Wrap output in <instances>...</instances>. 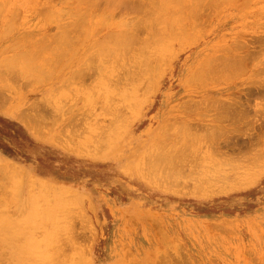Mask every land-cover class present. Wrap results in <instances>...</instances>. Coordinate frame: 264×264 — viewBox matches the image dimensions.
Segmentation results:
<instances>
[{
  "label": "rangeland",
  "instance_id": "obj_1",
  "mask_svg": "<svg viewBox=\"0 0 264 264\" xmlns=\"http://www.w3.org/2000/svg\"><path fill=\"white\" fill-rule=\"evenodd\" d=\"M77 1L0 0V89L5 83L10 88L6 85L4 88L7 87L9 91L3 88V94H0V221L4 218L9 223L3 225L4 221L0 222V226H4L0 230L5 233L4 229H7L9 234L6 231L3 236L10 235L12 239L9 241L12 240L17 246L18 241L22 242L20 244L24 248L21 251H26H22L24 256H19L17 250H14L15 245L11 244L13 246L9 253L12 259L7 254V249L1 251L5 262L2 259L0 264H38L36 259L41 264H51L53 258L50 261L48 258L52 256H56L52 264H65L66 259L65 262L57 259L60 250L71 261L68 264L77 263L81 252L84 255L81 259L85 260H80L78 264H264V0H220L217 5L212 0L210 2H213V7L204 0L208 4L205 9L202 0L203 4L199 3L200 5H197L199 0H180V7L177 0H173L177 5L176 7L174 3V11L170 6L173 2L165 0L164 9L167 11L164 13L160 3L162 0H158L161 12L165 14L160 19L149 8L157 2L152 4L150 0H143L144 4L147 3L143 4L144 7L152 10L147 17L148 13L145 14V11H149L148 9L144 8L143 12L139 11L143 8H136L137 3L141 6L140 0L137 3L135 0L130 1L136 3L132 4L133 7L139 9L140 14L144 13L145 18L137 14L134 8L130 9L132 5H129L128 0H124L126 4L128 2L125 6L124 1H118L123 3L118 6L119 10L116 8L118 2L115 1V5L111 3L116 10L121 12L120 7L123 6L128 12H119L118 15V11L116 13L114 10L115 13L111 12L113 18L106 14L112 25H109L111 23L107 20L108 17L103 14L107 12L103 7L111 5L110 2L106 5L107 0H94L96 7L100 9L96 8L91 14H96L99 19H91L92 15L88 13L90 17H87L85 10L87 8L92 11L91 6L88 8L89 5L85 6L87 3L82 5L83 2H80L77 6L81 4L82 8H77ZM192 3L197 4L191 7ZM83 6V16L87 17L89 26L95 23L90 31L89 28L85 29L89 27L86 20L83 22L86 25L84 28L83 23L73 21L74 18L77 19V14L84 12H77L75 15L79 11L75 8L83 10ZM158 8L157 6L156 10ZM193 12L195 15L196 12L199 13V16H193ZM70 14L75 15L72 20ZM138 15L139 21H143L141 18L144 17L145 20H150V25L151 22L158 24H155L157 27L152 31H148L150 26L145 25L146 20L145 23L142 22L144 30L140 29V32L137 29L139 34L135 31L137 40L141 41L139 45L143 46L142 52L146 55L141 53L145 57L140 53L139 58L134 55L141 46L130 44L133 41L139 42L129 41L133 36L126 39V44L129 41L131 46L134 45L133 49L127 47L131 52H125L124 47V52L115 57L118 51L113 54L116 49L114 45L122 44L125 38L122 34L128 28L130 35L135 30L132 28L134 30L131 31V27L124 25L125 31L122 32L124 29H120V21L128 20V25L134 24ZM164 16L167 20L163 24ZM161 19L164 21L161 22ZM71 21L74 23L73 27L70 26ZM126 21H122V24ZM160 23L162 25L159 26ZM61 24L66 26L67 33L63 31L65 27ZM159 27L161 28L158 30ZM70 29L74 30V35L77 32L82 35L77 38L71 34L73 32L69 33ZM97 31L101 32L97 35ZM62 32L66 36V40L61 39L66 42L63 41L67 46L64 51H69L56 53L54 51H58L59 41L55 40L57 43H53L52 40L59 34L62 36ZM82 32L89 33L86 37ZM117 32H122L121 37L119 34L118 37H124L120 39L121 43L120 40L118 43ZM152 33L156 34L155 37H152ZM107 38L111 40L109 42L113 44V48L108 45ZM71 39L76 42H71ZM105 39L107 46L104 48L103 44L102 49L109 48L107 60L106 55H101L105 50L102 51L97 44ZM44 43L46 44L43 45ZM94 44L100 47V53L96 51L98 55L93 52ZM36 46L41 48L38 50L41 54L42 49L49 48L50 51H45L42 56L44 59L37 56L40 52L35 54L33 50L37 57L33 55L35 59L46 58L49 68L47 65L44 67L45 61L41 63L38 60L35 63L30 60L33 56L28 54ZM43 46H47V49ZM150 51L154 53L150 54ZM100 55L105 59L104 64ZM89 59L95 61L93 63L97 62L98 67L94 65L93 68ZM97 59L106 65L102 66L104 70L101 74L100 69L96 70L100 66ZM29 63V69L26 70ZM40 63L44 68L39 67ZM42 69H45L44 72ZM82 78L86 79L83 80L84 83H81ZM16 85L19 86V91ZM21 86L26 88L25 91H20ZM52 96L57 97L52 100L53 103L56 101L55 105L51 103L53 107L45 103V99L49 102ZM105 99L109 104H104ZM29 105L33 108L36 106L39 111H35V108L31 111ZM222 105L225 108L227 106V112L229 108L232 109L233 113L228 112L232 115H228V118L226 113L219 122H210L209 116L215 113V109H212L214 106L219 107L216 114L226 112L224 110L219 113V109H223L220 108ZM23 109L28 117L30 113L38 116L37 120L23 115L27 119L26 123L23 116L19 118ZM29 119L33 120L32 125ZM195 124L202 128L198 129V133L212 130L220 139L223 135L222 141L217 143V137L214 139H217L216 142L210 139L211 142L209 140L208 143L206 140L214 136L210 134L207 139V136L200 134L195 138V130L199 127L194 126ZM96 131L99 132V137L107 131L111 137L106 133L107 139H111L112 148L110 146L102 150L101 146H105L100 145L102 138L96 139ZM185 131L188 132V138L192 137V141L184 138L187 137ZM82 132L88 133L89 138L87 135L82 136ZM182 134L186 142L181 138ZM78 137L80 138L77 139ZM193 138L197 139V144ZM201 138L206 141L203 140L204 148L201 147ZM104 141L103 139V143ZM212 141L217 143L216 146L219 145L216 150L221 148L222 154L214 150L215 146L210 144ZM107 142L109 146L110 143ZM189 143L193 146L189 147ZM81 144H85L82 146H85L86 151L80 149ZM208 144L212 145L213 150L209 147L212 155L221 156L218 159L214 156L215 160L212 158L214 164L216 160L223 159L221 164L225 166L220 168L224 167L228 173L227 177L223 176L225 173L221 169L222 173H212L216 171L215 165H221L217 162L214 169L208 171L220 176V180L231 176L230 180L233 181L227 179L229 186L226 185L227 180L221 184L222 181L213 175L212 178L219 180L220 186H223L220 188L217 183L205 185L213 181L210 178L211 182L206 183L205 178L209 172H205L204 164L208 169L210 163L206 158L209 155L205 157L201 153L207 150L205 153L210 154ZM181 145H187L186 149L192 150H197L198 146L203 148L200 153L193 151L196 154L191 150L189 153V149L184 150L186 156L190 155L187 156L189 161L193 155V158L199 159L198 162L202 163L203 160L202 166L197 161H191L192 167L187 160L181 159L182 154L179 157L178 152L185 149L183 147L178 151ZM168 148L178 152L170 154ZM163 152L171 157L177 154L178 157H174L180 158L179 162L184 161V165L188 162L185 167L194 169V172H189L192 176L185 175L183 165L179 167V171L183 179L187 180L176 184V172L173 174L171 167L169 170L176 179L174 181L172 177L171 185L172 181L166 176V170V178L164 174L160 175L159 167L156 166L159 171H154L156 156L164 157L167 162ZM173 159L172 157L168 161L176 165L178 160L175 162L176 159ZM161 162L163 161L156 162L155 165L163 164ZM165 162L164 169L167 164L175 170L178 168L171 162L165 165ZM196 163L206 173L202 174L204 179L199 173V166H194ZM181 170L184 172L181 173ZM195 171L200 176L193 177ZM179 178L178 180L182 179V176ZM192 179L196 182L200 179L203 185L201 182L200 185L198 182L195 185ZM20 223H24L23 226L20 225L21 228L18 227ZM7 225L9 227L6 228ZM11 233L17 237L20 235L21 239L24 237L21 234H26L24 238L27 241L17 240ZM56 251L60 253L55 254ZM22 252L19 253L23 255ZM30 253L34 255L33 260L36 258L35 262L30 263ZM62 253L58 258L63 257Z\"/></svg>",
  "mask_w": 264,
  "mask_h": 264
},
{
  "label": "bare ground",
  "instance_id": "obj_2",
  "mask_svg": "<svg viewBox=\"0 0 264 264\" xmlns=\"http://www.w3.org/2000/svg\"><path fill=\"white\" fill-rule=\"evenodd\" d=\"M74 1H77V0H74ZM90 1H91V0H88V2H87V0H86V1H85V0H78V1L76 2V3H77L76 6H77L80 2H81V3L83 2L82 5H84L85 3H87V5H85V6H88V5H89L88 8L91 6L90 8H92V9H91L92 11H90V10L87 9V8H85V10H86V13H87L86 16L88 17L89 15H90V16L92 15V17L89 16V17L92 19V18H95V17H96V16H95L96 14L93 15L94 13L91 14V12H93V10H94V12H95V9H96V8H99V9H100V7H96V5H95L96 3L94 2V0H92L93 2H92V1L90 2ZM97 1L99 2L100 0H96V2H97ZM103 1L106 2V0H103ZM115 1L118 2V1H124V0H109V1L107 0L106 5L108 4V2H110L111 5H108V6H107V7L110 6L109 8H107L106 6H104L103 8H104V9H107V12H106V13H103V8H102V12H101V13H103L105 16H107L106 14H110V18H113V16H111V12H112V11L114 12V10H116V8H118V10H119V7H118V6H119V5H123V3L120 4L121 2H120V3L118 2V3H117L118 5L116 4L117 6H116V8H114L115 6L113 7V4H112L111 2H113L114 5H115V3H116ZM125 1H127V0H125ZM125 1H124V2H125ZM130 1H132V0H128L129 5H130V4L132 5L133 2L130 3ZM133 1H134V0H133ZM136 1H137V0H135V2H136ZM140 1L142 2V3L140 2V5H141V6H138L139 4L136 2V3H137V7H136V8H138V7L143 8V9H140V10L138 9V10H139V11L143 10V12H144V10H145L144 8H146V7H144V5H145V4L147 5V3L144 4V1H145V0H144V1H143V0H140ZM150 1H152V4H153V3H156L158 0H150ZM150 1H149V3H148L149 5L151 4ZM166 1H167V0H166ZM169 1H170V0H169ZM202 1L204 2L205 5L207 4V3L205 2L206 0H205V1L202 0ZM202 1L199 0V1H198V4H197V3H195V4H197V5H200L199 3L203 4ZM207 1H208V4H209V5H210V4L212 5V7H213L214 5H217V4H218L217 1L220 2V0H216V2L213 0V2L215 3V4L213 5V2H210V1H212V0H207ZM227 1H228V0H227ZM229 1H230V0H229ZM84 2H85V3H84ZM89 2H90V4H89ZM105 2H104V4H105ZM128 2H127V4H126V2H125L124 6H125V5H128ZM135 2H134L133 5L136 4ZM147 2H148V1H147ZM158 2H159V1H158ZM158 2L156 3V5L160 8V5H159V4L162 3V4H161V8L163 7V10L160 8V12H161V10L163 11V13H164V11H167L166 8L164 9V7H165V0L160 1L159 4H158ZM171 2H173V5H172V4L170 5V6H171V9L173 8L174 3H175V6L177 7V5H176V1L171 0L169 3H171ZM180 2H181L180 0H177V4L179 3L178 7H180ZM74 3H75V2H74ZM163 3H164V5H163ZM143 4H144V5H143ZM182 4H183V2H182ZM195 4L192 3L191 7H193V5L195 6ZM208 4H207L206 6H205V5H204V6L202 5V6L204 7V9H205V7L208 6ZM82 5L80 4L79 6H77V8H82V7H80V6H82ZM131 5H130V6H131ZM133 5H132V7H130V9H131V8H134ZM142 5H143V6H142ZM149 5H148V6H149ZM156 5H155V6H154V5H153V6L151 5V7H149V8H150V9H151V8L153 9V11H154V13H155V17H158L159 19H160V18H163V15H165V14H163L162 12L159 13V11H158L159 8H158V10H156V8H157ZM197 5H196V6H197ZM211 5H210V6H211ZM76 6H75V7H76ZM98 6H99V5H98ZM111 6H112V7H111ZM148 6H147V7H148ZM175 6H174V8H175ZM210 6H209V7H210ZM122 7H123V6L120 7V8H121V9H120L121 12L118 11V10L115 11L116 13H117V11H118V13H117L118 15H119V12H120V14H121L122 12H125V13H126V11L128 12V10H125L124 7H123V9H122ZM155 7H156V8H155ZM184 7H187V6H184ZM198 7H199V6H198ZM203 7H202V8H203ZM209 7H208V9H209ZM212 7H210V9H211ZM77 8H75V9H76V10H79V11H76V13H74L75 15L77 14V12H78V13H80V12H82V11H84V12H82L83 14L80 13V14H77L76 16H75L74 14H70V16H71V20L73 19L72 17L75 16V17L77 18V19H75V18L73 19V21L76 20L75 23H77V24H78V23H83V22L85 23L84 20H86V24H88L89 22H87V21H88V20H87V17H86V16H83V15L85 14L84 6H83V10H82V9H77ZM136 8H134V9L136 10ZM154 8H155V10H154ZM188 8L190 9V7H188ZM202 8L200 9V12H201ZM99 9H98V10H99ZM109 9H110V10H109ZM112 9H113V10H112ZM127 9H128V8H127ZM134 9H132V10H134ZM146 9H148V8H146ZM150 9H148L149 11H145V14H146V12L148 13V14H146L147 17L149 16V13L152 11V10L150 11ZM208 9L206 8V10H208ZM73 10H74V9H73ZM80 10H81V11H80ZM87 10H89V12H87ZM122 10H125V11H122ZM135 10H134V11H135ZM138 10H136V11H137V14H140ZM172 10H173V9H172ZM190 10L193 11V10H195V9H190ZM74 11H75V10H74ZM74 11H72V12H74ZM104 11H105V10H104ZM155 11H158V12H155ZM173 11H174V10H173ZM115 12H114V13H115ZM198 12H199V11H198ZM200 12H199V13H200ZM88 13H90V14L88 15ZM141 13H142V12H141ZM167 13H168V12H167ZM167 13H166V14H167ZM199 13L196 12L197 17L199 16V15H198ZM112 14H113V13H112ZM143 14H144V13H142V14H140V15H143ZM145 14H144V15H145ZM160 14H161V17H160ZM162 14H163V15H162ZM173 14H175V12H174ZM193 14H194V15H193ZM193 14H192L193 16H196L194 12H193ZM72 15H73V16H72ZM104 15H103V17H104ZM140 15H138L139 17H136V18H137V19H136L137 21H135L136 23L134 22V24L136 25V27H133V26H134L133 23H132L133 25H132V24L128 25V24H129V23H128V20H127V21H126V20H122L123 22L126 21V23H123V24H122V21H120L121 23L119 22V23H120V24H119L120 29H122L121 27H123L124 25H125L127 28H128V27H131V28H130L131 31L134 30V29H132V28H135V30L132 31V35H130L129 33H131V32H129V30H128L129 28L126 29V31H127V32H126L125 29H124V27H123L124 30H122V32L125 31L124 33H126V34H124V33L122 34V36L125 35V36H124L125 38L122 37V38H124V40H126L127 37H128V39H129L131 36H133V38L131 37V39H129V41H131V42H132L133 40H136V41H139V40H140V39L137 40V38H136V37H137V33L139 34V33L142 31V30L140 31V29H143V28H142V27H143L142 25H144L143 23H145V21L147 20V19H146V20L144 19L145 16L143 15L144 17L141 18L143 21H139L140 19L138 20V18H140ZM158 15H159V16H158ZM70 16H69V19H70ZM108 16H109V15H108ZM108 16H107V17H108ZM114 16H116V15H114ZM135 16H137V15H136V12H135ZM85 17H86V18H85ZM147 17H145V18H147ZM97 18H98V17H96V19H97ZM104 18H106V17H104ZM110 18L108 17V19H107V20H109V22H110ZM121 18H123V17H121ZM158 18H157V20H159ZM98 19H99V18H98ZM123 19H124V18H123ZM93 20H94V19H93ZM162 20H163V19H161L160 21L162 22ZM164 20H165V21H164ZM164 20H163V21H164L163 24H164V23L166 22V20H167L165 16H164ZM148 21L150 22V20L148 19V20L146 21L147 23L145 24V25H149V26H150L148 31H152L155 27L158 26V24L155 23V24L157 25V26H155V24H153L152 22H151V25H150V23H149ZM137 22H138V25H139L138 28H137ZM140 22H141V23H140ZM142 22H143V23H142ZM168 22H169V21H168ZM174 22H175V21H174ZM70 23H72V21H71ZM84 23H83V25H84ZM110 23H111V22H110ZM127 23H128V24H127ZM148 23H149V24H148ZM64 24H65V23H64ZM64 24H61V25H63V27H65L66 30H65V29L63 30V29H62V26H61L60 28H61L65 33H67L68 31H67L66 26H64ZM73 24H74V23H72L71 25H70V24H68V25H70V26L73 27ZM92 24L94 25L95 23H92ZM92 24H90V25L93 26ZM113 24H114V23H113ZM121 24H122V25H121ZM126 24H127V25H126ZM152 24H153V27H152V29H150L151 26H152ZM83 25H82V26H83ZM106 25L109 26V25H112V23L109 24V25H108V23H106ZM131 25H132V26H131ZM160 25H162V24L160 23L159 26H160ZM85 26H86V25H84L83 28H84ZM88 26H89V24H88ZM91 26H89V27H85V29L89 28L88 30L90 31V27H91ZM113 26H115V24H114ZM140 26H141V27H140ZM67 27L69 28V26H67ZM126 27H125V28H126ZM144 27H145V26H144ZM92 28H93V27H91V29H92ZM109 28H110V26H109ZM160 28H161V27H159L158 30H159ZM72 29H73V28H72ZM72 29L69 30V33H70V32H73V33H71L73 36H76V37L78 38L79 36L82 35V34H80V32H79V33L77 32L76 35H74L75 32H74V30H72ZM85 29H84V30H85ZM99 29H101V28H99ZM107 29H108V27H107ZM107 29H105V30H107ZM137 29H139L140 32H137V31H138ZM71 30H72V31H71ZM88 30H85V31H88ZM102 30H103V29H102ZM102 30H101V31H102ZM108 30H109V29H108ZM143 30H144V29H143ZM101 31H99V32H101ZM135 31H136L137 33H136ZM97 32H98V31H97ZM99 32L96 33V34L98 35ZM122 32H117V34H116L117 36H116V37H118V36L120 35V33H122ZM65 33L62 32L61 34H63L64 36H63V35L61 36V35L59 34V35H60V36L58 35L59 38H58V37L56 38V36H55V38L52 40L53 43H57V42L59 41V42H58V45L61 47V48H60V47L58 46V48L60 49V51H59V49H56V50H58V51H54V52H56V53H57V52L64 53V52H68V51H69V50H68V51H64L65 49L67 50V46H65V44H63V41L66 40ZM82 33H83V32H82ZM88 33H89V32H87V33L84 32L83 35L85 34L86 37H87V34H88ZM77 34H78V35H77ZM118 34H119V35H118ZM128 34H129V35H128ZM152 34H153L152 37H155L156 34H155V33H152ZM94 35H95V34H93V36H94ZM126 35H128V36H126ZM134 36H135V37H134ZM61 37H62V38H61ZM64 37H65V38H64ZM120 37H121V35H120ZM120 37H118V38H119V39H118V43H119V40L122 39V38H120ZM108 38H109V35H108ZM108 38H107V41H108L107 43H108V45L110 44L109 46H111V47L113 48V44L111 45V43L109 42V41H111V40H109ZM57 39H60V40H57ZM61 39H64V40H61ZM128 39H127V40H128ZM55 40H56L57 42H56ZM71 40H72L71 42H74V43L76 42V41H74L73 39H71ZM124 40H122V44L125 45V46H123L122 44H121V45H122L123 47H122L121 45H118V46H117V45H114V46H116V49H118V50H116V49L114 48L116 51L113 49V50H114V51H113V52H114L113 54H115V53L118 51V53H116V54L114 55L115 57H117V55H119L120 53L124 52V50H125V52H127V50L131 52V50H130V49H127V47L129 46V47H131V49H133L132 47H133L134 45L131 46L130 44H136V45H137V44H138V45L141 44V43H140L141 41H139L138 43H135V41H133V43H130V42L128 41V44H126V43H127V40H126V42H125ZM141 40H142V39H141ZM54 41H55V42H54ZM104 41H105V42H104ZM60 42H61V45H60ZM98 42H99V41H98ZM100 42H102V43H100ZM100 42L97 43V41H96V43H97L98 45H100L101 48H100V47H97L98 45L95 46L96 44H94L93 46L96 47L97 49L94 48V47H92V49H94L93 52L96 53V51H97L98 53H100L101 50L99 51L98 48L102 49V48H103V44H104V48L107 46V45H106V44H107V43H106V39L103 40V41H100ZM64 43H66V42L64 41ZM120 43H121V40H120ZM129 43H130V44H129ZM45 44H46V43H44L43 45H45ZM47 44H48V43H47ZM49 44H50V43H49ZM72 44H73V43H72ZM126 45H127V46H126ZM54 46H56V48H57V45L54 44ZM64 46H65V47H64ZM120 46H121L122 49H120ZM140 46H141V45H139L138 47H140ZM43 47L47 49V46H43ZM62 47H63V48H62ZM118 47H119V48H118ZM124 47H125V49H124ZM142 47H143V46H141L140 48H138V49H140V50L138 51V53H137V52L134 53V55L137 56V58H139L140 55L143 56V55H142V53H143V52H142V51H143V48H142ZM36 48H37V50H36ZM39 49H41V48H39ZM39 49H38L37 46H36L35 48L32 47L31 50H30V52H31V51H32V52H31V54H28V55H29V56H31V55L33 56V55H34L33 50H34L35 54L39 53V52H40V51H38ZM61 49H62V50H61ZM106 49H107V50L102 49V51H103V50H105V51L101 52V55H106V56H105V57H106L105 59L107 60V59H108V58H107V57H108V56H107V53H108V49H109V48L107 47ZM123 49H124V50H123ZM35 50H36V51H35ZM42 50H43L42 54H41V52H40V55L38 54L37 56H41V57H42V56H44L43 54H44L45 51H46V53H48L47 51H50L49 48H48V50H45V49H42ZM42 50H41V51H42ZM106 51H107V52H106ZM36 52H37V53H36ZM93 52H89V53H93ZM141 52H142V53H141ZM144 52H145V51H144ZM152 52H153V51H150L149 53L151 54ZM104 53H105V54H104ZM139 53H140V55H139ZM149 53H148V54H149ZM153 53H154V52H153ZM49 54H53V53H50V52H49ZM54 54H55V53H54ZM59 54H60V53H59ZM96 54H97V53H96ZM96 54L93 53V55H96ZM136 54H137V55H136ZM143 54H145V53H143ZM97 55H98V54H97ZM101 55H100V56H101ZM145 55H146V54H145ZM29 56H28V58H29ZM32 56H31V57H32ZM34 56H35V55H34ZM34 56H33L32 59L30 58V60H33V62L35 61V63H36V61H38L40 57H38V59L36 60V59H35L36 56H35V57H34ZM46 56H48V55H46ZM100 56H99V58H100ZM151 56H152V55H151ZM48 57H49V56H48ZM97 57H98V56H97ZM101 57H102V56H101ZM143 57H145V56H143ZM36 58H37V57H36ZM42 58L44 59V57H42ZM99 58H98V59H99ZM102 58H103V57H102ZM141 58H142V57H141ZM98 59H97V61H98ZM105 59H104V58L101 59L103 64L105 63V62H104ZM228 60H229V59H228ZM42 61H45V62L43 63V65H44L46 62H48V61L46 60V58H45V60H39V62H41V63H42ZM88 61L91 62L92 60L90 61V59H89ZM89 62H88V63H89ZM93 62H95V61H92V64L90 63V65H92L93 68H95V66L98 67L97 62H96V63H93ZM41 63H40V65L37 64V66L39 65L40 68H44V67L47 65V63H46V64L44 65V67H43V66L41 67ZM98 63H100L99 65H100L101 67L99 66V68H97L96 70H99V69H100V70H99V74H101V73H102L101 71L104 70V67H103V69H102V66H106V65H103V64L100 62V60L98 61ZM33 64H34V63H33ZM48 64H49V63H48ZM96 64H97V65H96ZM101 64H102V65H101ZM106 64H107V62H106ZM49 65H50V64H49ZM49 65H47V67H48ZM94 65H95V66H94ZM211 65H212V64H211ZM26 66H27V64H26ZM29 66H30V63H29V65L27 66V67H28L27 69H26V67H24V68H25L26 70H28V69H29ZM213 66H214V65H213ZM49 67H50V66H49ZM49 67H48V68H49ZM109 68L112 69L110 65H109ZM109 68H108V70L110 71ZM213 68H214V67H213ZM25 69H24V70H25ZM45 69H46V68H45ZM45 69H42V71L45 70ZM112 70H113V69H112ZM43 72H44V71H43ZM100 72H101V73H100ZM110 72H111V71H110ZM107 73H108V72H107ZM85 78H86V77H85ZM85 78H82L81 83H84L83 80H84ZM85 80H86V79H85ZM3 82H4V81H3ZM5 82H7V81H5ZM1 83H2V81H1ZM2 84H3V83H2ZM24 84H26V83H24ZM24 84H23V85H24ZM95 84L97 85V82H96ZM102 84H103V82H102ZM6 85H7V87H8V84H6V83L3 84L2 89H0V91H2L0 94H3V91L7 88V87L4 88ZM23 85H22V86H23ZM26 85H27V84H26ZM17 86H18V85H16V89L18 90ZM22 86H21V87H22ZM24 86H25V85H24ZM27 86H28V85H27ZM27 86H26V87H27ZM18 87H19V86H18ZM0 88H1V86H0ZM3 88H4V90H3ZM94 88H95V86H94ZM8 89H10V88L8 87ZM8 89H6L5 91H9ZM25 89H26V88L23 89V87H22V89H20V91H21V90L25 91ZM18 91H19V90H18ZM17 93H18V92H17ZM17 93H15V94H17ZM21 93H22V92H21ZM22 94H23V93H22ZM89 95H90V94H89ZM89 95H87V96L89 97ZM0 96H1V95H0ZM17 96H18V95H17ZM23 96H24V95H23ZM91 96H92V95H91ZM104 96H105V95H104ZM106 97H107V95H106ZM106 97H105V98H106ZM15 98H16V97H15ZM23 98H24V97H23ZM53 98H54V99H53ZM55 98H57V97H55V96L50 97V101H49V102H48L47 99H45V101H46L45 103H48V104H50V105L53 107L52 104L55 105L56 101H55V103H53L54 101H52V100H56ZM89 98H90V97H89ZM108 98H109V97H108ZM109 99H110V98H109ZM109 99H108V100H109ZM14 100H15V99H14ZM57 100H58V99H57ZM85 100H86V99H85ZM103 100H104V98H103ZM109 101H110V100H109ZM16 102H17V101H16ZM25 102H26V101H25ZM38 102L41 103L40 101H38ZM107 102H108V101H107ZM107 102H106V99H105L104 104H105V103H106V105L109 104V103H107ZM20 103H21V102H20ZM43 103H44V101H43ZM51 103H52V104H51ZM216 103H217V102H216ZM3 104H4V103H3ZM21 104H22V103H21ZM13 105H14V104H13ZM45 105H47V104H45ZM211 105H212V104H211ZM217 105L220 106L221 104H217ZM224 105H225V104H224ZM6 106H7V105H6ZM8 106H10V105H8ZM17 106H18V104H17ZM17 106H16V107H17ZM29 106H30V105H29ZM33 106H34V105H33ZM51 106H50V107H51ZM207 106H208V105H207ZM18 107H19V106H18ZM30 107H31V108H30ZM30 107H28V108H29L31 111H32V109H33V110L36 109L35 111H37V109H38L36 106H34L35 109L32 107V105H31ZM208 107H209V106H208ZM212 107H213V106H212ZM214 107H216V106H214ZM214 107H213L212 109H215V113H214V115L209 116V118H210L209 120H211L210 122H212V121H213V122H215V121H218V122H219V121L222 119L221 116H226V113H227V117H228V115H232V114H230V113H233V111L231 112L232 109L230 110V108L228 107V108H229V109H228V110H229L228 112H230V113L228 114V112H227V110H226V109H227V106H226V108H225V107L222 105V107H220V108H223V109H221L222 111L219 109V113H220V112H223L224 110H226V112L224 111L223 113H220L221 115H220V114H216V110H217V113H218V109H217V108H219V107H218V106H217V108H214ZM21 108H22V107H21ZM224 108H225V109H224ZM15 109H16V108H15ZM24 109L26 110V108H24ZM24 109L20 111V113H19V118H21V116L25 115L26 118H29V117L31 116V118L33 117V118H32L33 120H37L36 117H38V116H36V117H35L34 115L32 116V113H30V115H29V117H28V116L26 115V111H27V110L25 111ZM209 109H210V108H209ZM16 111H17V110H16ZM23 111H25V112H23ZM35 111H34V112H35ZM38 111H39V109H38ZM38 111H37V112H38ZM211 111H212V110H211ZM201 112H202V111H201ZM201 112H199V113H201ZM213 112H214V111H213ZM22 113H24V114H22ZM204 113H205V112H204ZM20 114H22V115H20ZM211 114H212V113H211ZM23 117H24V116H23ZM25 117H24V119H25ZM34 117H35L36 119H35ZM204 117H205V116H204ZM206 117H207V115H206ZM229 117H230V116H229ZM229 117H228V118H229ZM235 118H236V117H235ZM32 119H31V121H33ZM200 119H201V118H200ZM205 119H206V118H205ZM22 120H23V118H22ZM40 120H41V119H40ZM40 120H39V121H40ZM203 120H204V119H203ZM26 121H27V119H25V122H26ZM28 121H30V119H29ZM31 121H30V124H31V123L33 124L34 122H31ZM201 121H202V119H201ZM207 121H208V120H207ZM221 122H223V121H221ZM225 122H226V121H225ZM231 122H232V121H231ZM231 122H229L230 125L232 124ZM26 123H27V122H26ZM227 123H228V122H227ZM227 123H225V124L227 125ZM32 124H31V125H32ZM34 125L36 126V124H34ZM35 126H34V127H35ZM190 126H193V124L190 125ZM194 126H197V125L195 124ZM198 126H199V127H198ZM198 126H197V127H198L197 130H195V132L197 131V132L195 133V135H197V134H200V135H202V136H207V135L209 136V134H210V136H212V135H214V134L217 135L216 132L212 133V130H211V131H210V130H207L208 132L205 131L204 133H206V134H204L203 131H202V134H201V132L198 133V131H199L198 129L201 128L199 124H198ZM232 126H233V125H232ZM201 129H202V128H201ZM93 130H94V129H93ZM185 130H186V129H185ZM187 130H188V129H187ZM94 131H95V130H94ZM105 132L107 133V131H105ZM186 132H187V131H185V133H186ZM210 132H211L212 134H211ZM84 133H85V132H82V136L87 135V136H88L87 138H89L88 133H85V134H84ZM95 133H96V134H95ZM95 133H94L95 135L98 134V135L96 136V139L98 140L97 137H99V132L96 131ZM106 133L103 134V132H102L103 135L100 134L101 137H99V138H100V139L102 138V139H101V144H100V142H99L100 139H99V141H97V142H99L100 145L104 144L103 146H105V147H102V146H101L102 150H104L103 148H106V147H107V148H108V147L110 148V146H111V144H112L111 139H107L108 136H109V134L107 133V134H108V136H107ZM183 133H184V130H183ZM218 133H219V132H218ZM219 134H221V133H219ZM219 134H218V135H219ZM80 135H81V134H80ZM183 135H184V134H182V137H181L182 139H184V138L187 139V138H188V132L186 133L187 137L185 136V137L183 138ZM192 135H193V134H192ZM192 135H190V136H192ZM216 135L212 136L213 138L210 137V136H209L210 138H208V136H207L205 139L208 138V139L206 140L207 142H208L210 139H213V141H215V142H216L217 139H219V141L217 142V143H219L220 140L222 141V139H223V135L221 134V135H222V139H220V138H219L218 136H216ZM82 136H80V137H82ZM90 136H91V135H90ZM103 136H104V138H103ZM176 136H177V135H176ZM178 136H179V135H178ZM198 136H199V135H197V137L195 136V138H198ZM202 136H201V137H202ZM80 137H78L77 139H79ZM94 137H95V136H94ZM105 137H106V139H105ZM193 137H194V135H193ZM217 137H218V138H217ZM220 137H221V136H220ZM82 138H83V137H82ZM91 138H92V137H91ZM91 138H90V141L92 140ZM109 138H111V137L109 136ZM176 138H177V137H176ZM179 138H180V137H179ZM181 138H180V139H181ZM191 138H192V137H191ZM191 138H188V139L191 140ZM195 138H193V139H194L195 142H196L197 139H195ZM199 138H200V137H199ZM215 138H217V139L214 140ZM85 139H86V138H85ZM96 139H94V140H96ZM103 139L105 140L104 143H103ZM180 139H177V140H180ZM87 140H88V139H87ZM172 140H174V138H173ZM184 140H185V139H184ZM194 140H193V141H194ZM201 140H202V142H203V144L201 143V144H202L201 147L204 148L205 146H203V145L205 144V143H204L205 140H204V138H201ZM201 140L198 141V142H199L198 145H200ZM203 140H204V141H203ZM84 141H85V140H84ZM90 141H89V142H90ZM107 141H109V143H110L109 146H107V144H108ZM175 141H176V139H175ZM186 141H187V140H185V142H186ZM191 141H192V140H191ZM206 141H205V142H206ZM213 141H212V143H210V144H212L213 147L215 146V147H214V150H215L216 152L219 151L218 153H220V151H221L222 149L220 148V149L216 150V147L218 148L219 145L216 146L217 143H215V142L213 143ZM76 142H77V141H76ZM76 142H75V143H76ZM78 142H79V140H78ZM80 142H82V139H81ZM89 142H87V143H89ZM105 142H107V143H105ZM210 142H211V140H210ZM87 143H85L86 145H85V144H81V145H80L81 147L79 146L80 149L83 148L82 145H85L86 147H89V146H87ZM177 143H178V142H177ZM208 143H209V142H208ZM90 144H92V143L90 142ZM105 144H106V145H105ZM180 144H181V143H180ZM185 144H186V143H185ZM193 144H194V143H193ZM195 144H197V142H196ZM206 144H207V143H206ZM76 145H77V144H76ZM183 145H184V144H183ZM190 145H192V144L189 143V147H190ZM212 145H209V144H208V148L211 147V149L213 150ZM85 146H84L83 149L86 151ZM93 146H94V145H93ZM181 146H182V145H181ZM181 146H180L179 149H177L178 151H179L181 148H183V147H185V149L183 148V150L181 149V151H179V152L176 150V151L178 152L179 157H180V154H182V155H181V159H183V160H187L189 163H191V161H192L193 163H195L197 160L199 161V159L196 160L195 158H193L194 155L192 156L193 159L191 158V160L189 161L188 158H187V156H190V155L187 154V156H186V155L184 154V150H185V151H188L189 148L186 149V146H187V145L182 146V147H181ZM192 146H193V145H192ZM99 147H100V146H99ZM171 147L173 148L174 146H171ZM199 147H200V146H198V147H196V148L199 149ZM201 147H200V150H198V149H197V150H196V149H194V150L189 149V153H190V150H191V152H192L193 154H194L195 152L198 153V151H199V153H200V152L203 150V148L201 149ZM77 148H78V147H77ZM107 148H106V149H107ZM111 148H112V146H111ZM208 148L206 147V149H208ZM83 149H82V150H83ZM87 149H88V148H87ZM211 149H210V148L208 149V150H209L208 152H209L210 154H208V153L206 154V153H205V151H207V150L201 152V153H204V154L206 155L205 157H207V155H209L208 157H209V159H210V160L207 159L208 157L206 158V161L210 163L209 166H208V169H207V166H206L205 164H204V167H206V168L202 167V168L205 169V172L208 171V170L214 169V165L216 164V162H217L218 164H221V161L223 160V159H222V160H216V161H215V164H214L213 161L215 160V157L218 159V158L221 157V156H218V155H217V156H218V157H217V156H215L216 154L212 155L213 153L211 154V152H212V151H210ZM109 150H110V149H109ZM168 150H170V152H171L170 154H172V152H173V153L176 152V151H171V149H169V148H168ZM163 151L167 152L165 149H163ZM182 151H183V152H182ZM193 151H195V152H193ZM80 152H82V151H80ZM89 152L91 153L92 151H89ZM165 152H163V153L165 154L164 156H166V154H167V153H165ZM177 152H176V153H177ZM181 152H182V153H181ZM213 152H214V151H213ZM222 153H223V152H221L220 154H222ZM170 154H168V155L166 156V158H167L166 161H167V162H165V160H164L165 158H164V157L161 158V157H159V156H156V157L154 158V160H156L157 163H159V162L162 160L163 162H161V163L164 164V162H165V165H166L167 163L170 164V162L173 163V165H174V162H172V161L169 162L168 160H170V159L172 160V157H173V158H174L173 161H175L176 158H175L174 156H175V155L177 156V154H175V155L173 154L174 156H172V157L170 156ZM183 154H184V156H186V159H185V157L183 156ZM195 154H196V153H195ZM88 155H89V154H88ZM102 155H103V154H102ZM161 156H162V155H161ZM168 156H170L171 158L168 159ZM182 156H183V158H182ZM203 156H204V155H203ZM203 156H202V157H203ZM211 156H213V157H211ZM214 156H215V157H214ZM177 157H178V156H177ZM205 157H204V158H205ZM210 157H211V158H210ZM204 158H203V159H204ZM212 158L214 159L213 161H212ZM224 158H225V157H224ZM226 158H227V157H226ZM231 158H232V157H231ZM157 159H160V160L158 161ZM194 159H195V161H194ZM228 159H229V158H227V160H228ZM177 160H178V162H179L180 158H177L175 162H177ZM229 160H230V159H229ZM181 161H182V160H181ZM187 161H186V162H187ZM198 161H197V163H198L199 165L201 164V166H202L203 160H202V163H201V162H198ZM200 161H201V160H200ZM219 161H220V162H219ZM156 162H155V164H157ZM178 162H177V164L175 163L176 165H174V167H175V166L178 167L177 169H178V171H179V167H181V166L184 165V163H183L184 161L179 162V163H178ZM188 162L186 163V165L183 166V169H186L185 166H188V165H187ZM204 162H205V160H204ZM207 162H205V163H207ZM211 162H212V163H211ZM226 162H227V161H226ZM229 162H230V161H229ZM151 163H152V162H151ZM180 163H181V165H180ZM182 163H183V164H182ZM193 163H191V164H192V165H191L192 167H193ZM197 163L194 164V166L196 165V166L198 167L199 165H198ZM222 163H223V161H222ZM227 163H228V162H227ZM152 164H153V163H152ZM155 164H153V165H154V171H155V170H156V171H159V170H160V173H161L160 175H163V174L165 173L164 170H166V173L168 174V175L166 174V176L168 177L169 180H171L172 177L174 176V175L172 176V173L174 172L173 174H175V172H176V178H177V180L173 177L174 181L176 180L174 183L177 184V182H178V184H179L181 180H187V178H186V179H183V175H181V174H180V171H179V174H180V175L178 174V176H179L180 178H181V176H182V179H180V178L177 176V172H178V171H176L177 169H176V170H175V168L173 169V166H169V167H168V164H167V165H166V168L164 169L165 166H164L163 164H160L161 166H160V165H155ZM178 164H179L180 166H179ZM212 164H213V165H212ZM153 165H151V166H152V169H153ZM189 165H190V164H189ZM211 165H212L213 167H212ZM156 166L159 167V170H157V167H156ZM163 166H164V167H163ZM191 166H190V167H191ZM201 166H199V169L195 167V168H196L195 170L198 169V170H200L199 173H201V175H202V174L205 175L206 173L200 169ZM216 166H218L219 168L216 167ZM221 166H225V165H223V164H221L220 166H219V165H215V170H216L217 172L211 170L212 173H217V174H218V172H219V173H222L221 171H223V172L225 173V174L223 173V174H224L223 176H226V177H227V174H226V173H228V171L225 172V170H224L225 168H224V167H223V168H220ZM167 167H168V170L172 167L171 171H173V172H171V171L169 170L170 173H171V175H170V173L168 172ZM192 167H191V169H190L189 167H187V168H189L191 171H188L189 169L184 170V171H186V172L183 171L184 173H186V174H185L186 176L192 174V173H189V172H192V171L194 172V169H192ZM209 167H210V169H209ZM211 167H212V168H211ZM180 169H182V168H180ZM183 169H182V170H183ZM204 169H203V170H204ZM217 169H219V171H218ZM220 169H221V171H220ZM222 169H223V170H222ZM226 169H227V167H226ZM174 170H175V171H174ZM182 170H181V173H183ZM198 170H197V172H198ZM202 172H204V173H202ZM208 172H209V171H208ZM208 172H207V173H208ZM195 173H196V171H195ZM195 173H193V174H194L193 177L195 176V178H196L197 175L200 176L198 173H196V175H195ZM212 173H210V172L208 173V175H207V178H208V179L205 178L204 175H202V176H204V177H202V178H203V179L205 178L206 183L211 182L209 179L212 178V176H211V175H213ZM217 174H216V175H217ZM185 175H184V176H185ZM209 175H210L211 177H209ZM216 175H215V174L213 175L214 178L219 179L218 177H220V176L217 177ZM164 176H165V174H164ZM166 176H165V178H166ZM191 176H192V175H191ZM228 176H230V175H228ZM189 177H190V176H189ZM230 177H231V176H230ZM230 177L227 178V179L230 180ZM178 178H179L180 180H178ZM199 178H200V177H199ZM202 178H201V180H202ZM168 179H166V180L168 181ZM197 179H198V177H197ZM217 179H213V178H212L213 181H212L210 184H205V185L210 186L212 183H217V184H219V187L221 188L223 185L220 186V182L222 181L221 184H223V182H226V180H227V179L225 180L224 177H222L221 179H223V180H220V179H219V180H220V182H219V180L217 181ZM214 180H216V182H215ZM224 180H225V181H224ZM171 181H172V180H171ZM171 181H170V182H171ZM192 181H193V179H192ZM207 181H208V182H207ZM230 181H233V179H231ZM234 181H235V180H234ZM186 182H187V181H186ZM193 182H194L195 185H196V183H197L198 181H197V182H196V181H193ZM199 182H201L200 179H199ZM199 182H198V184H199ZM202 182H203V180H202ZM202 182H201V183H202ZM218 182H219V183H218ZM228 182H229V181L227 180L226 185L229 186ZM172 183H173V181L171 182V185H172ZM182 183H184V181H182L180 184H182ZM29 185H30V184H29ZM199 185H200V184H199ZM202 185H203V183H202ZM224 185H225V184H224ZM230 185H231V184H230ZM232 185H233V184H232ZM31 186H33V185H31ZM33 187H34V186H33ZM219 187H218V188H219ZM225 188H226V187H225ZM223 189H224V188H223ZM30 206H31V204H30ZM4 207H5V206H4ZM27 207H29V205H28ZM24 208H26V207H24ZM24 208H23V209H24ZM27 210H28V209H27ZM60 211H61V210H60ZM5 217H6V216H5ZM8 218H9V217H7V219H8ZM7 219H6V220H7ZM23 220H24V219H23ZM2 221H4V222L2 223ZM18 221H19V220H18ZM24 221H26V220H24ZM24 221H23V222H24ZM0 222H1L3 225H6V224L9 225V223H6V222H5V219H4V218H3ZM12 222H13V221H11V224H13ZM20 222H21V220H20ZM5 223H6V224H5ZM22 224H24V223H22ZM22 224L20 223V224L18 225V227H20V225L23 226ZM3 225L0 226V229H1V227L4 228ZM8 225L6 226V228L9 227ZM10 226H11V225H10ZM13 227H14V226H13ZM3 228H2V229H3ZM20 228H21V227H20ZM9 229H10V228H9ZM17 229H18V228H17ZM4 231H5V233L3 232V230H2V231L0 230V234H2V235H0V236H1L0 239H1L2 237H4V238L6 237L5 235H6V231H7V229H4ZM13 231H15V230H13ZM13 231H10V232H13ZM7 232H8V231H7ZM3 234H5V235L3 236ZM8 234H9V232H8ZM8 234H7V237L10 236V235H8ZM11 234H12V233H11ZM12 235H15V234L13 233ZM22 235L25 237L26 234H23V233H22L21 236H22ZM23 236H22V237H23ZM7 237H6V238H7ZM15 237H17V235H15L14 238H15ZM24 237H23V238H24ZM4 238H2L1 241H0V244L3 243V242L5 241V242L3 243V245H5L4 248L1 249V248L3 247L2 244H1L2 246L0 247V249H1V250H0V261H2V259H3V261H4V258H3V257H4V256H3V252H4V250L7 249V254H8V253L10 252V251H9L10 248H11L13 245H15V244L12 243V242H13L12 240L9 241L10 239H12L11 236L8 238V240H7L6 238H5V239H4ZM17 238H18V239H17ZM17 238H16L17 240H20V239H21V238H20V235H19ZM23 238H22L21 240H25V239H26V238H24V239H23ZM52 238H53V237H52ZM3 239H4V240H3ZM30 239H31V238H30ZM17 240H15V242H16ZM6 241H7V242H6ZM8 241H9V242H8ZM26 241H27V239H26ZM29 241H30V240H29ZM31 241H32V240H31ZM15 242H14V243H15ZM18 242H19V243H18V246H19V247H18L17 245H15V246H14V250H17V253H18L19 256H24L25 253H23L22 251H24V252H26V251H25V250H22V251H21V249H23L24 246L20 244V243H22V242H20V241H18ZM24 242H25V241H24ZM32 242H33V241H32ZM58 242H59V239L57 240V243H58ZM7 243H8V244H7ZM9 243H10V244H9ZM26 243H27V242H26ZM53 243H54V242H53ZM57 243H56V244H57ZM6 244H7L8 246H7ZM11 244H13V245H11ZM24 244H25V243H24ZM29 244H30V243H29ZM10 245H11V246H10ZM30 245H31V244H30ZM53 246H54V245H52V247H53ZM55 246H56V245H55ZM7 247H8V248H7ZM16 247H18V248H16ZM30 247H32V246H30ZM30 247H29V249H30ZM53 248H54V247H53ZM59 248H60V247H59ZM19 249H20V250H19ZM29 249L27 248V250H29ZM1 251H3V252H1ZM49 251H52V250H49ZM60 251H61V253H62V250H60ZM19 252H22L23 255H22L21 253H19ZM36 253H37V251H36ZM52 253H54V252H52ZM56 253L58 254V253H60V252H57V251H56L55 254H56ZM61 253H60V254H61ZM1 254H2V255H1ZM10 254H11V253H9V255H10ZM32 254H34V252H32ZM32 254L30 253V255H29L30 257H32V258H31V261L29 260V257H27L28 260L30 261V263H32V262L36 259V258H35V259L33 260V256H34V255H32ZM60 254H58V257H60ZM82 254H83V253L81 252L80 255L83 256L82 258H84V255H82ZM53 255H54V254H53ZM62 255H63V253H62ZM26 256H27V255H26ZM50 256H51V255H50ZM78 256H79V255H78ZM78 256H77V257H78ZM81 256H79L80 259H79L78 261L75 260V261H77V263H76L75 261H72V263L75 262V264H78V262H79L80 260H83V261H84L85 259H81ZM9 257L12 259L11 255H10ZM58 257H57V259H58V260L60 259V260L63 261V262H65V259H66V263H65V264H68L69 262L71 263V261H68V259H67V257H65V255H63V257L61 256V258H64V257H65L63 260H62L61 258H58ZM24 258H26V257H24ZM52 258H53V260H54V259H56V256H55V258H54V256H52L51 258H48V259H49L48 261H50ZM77 259H78V258H77ZM37 260H38V259L35 260L36 263L38 262V264H41L40 261H37ZM39 260H40V259H39ZM53 260H51V261H52L51 264L53 263ZM69 260H70V259H69ZM35 261H34V262H35ZM67 261H68V262H67ZM4 262H5V261H4ZM18 262H19V261H18ZM41 262H43V261H41ZM54 262H56V261H54ZM85 262H86V261H85ZM8 263H9V262H8ZM8 263H3V264H8ZM47 263H49V262H47ZM60 263L62 264V262H60ZM10 264H11V263H10ZM22 264H24V263H22ZM43 264H44V262H43ZM56 264H57V262H56ZM73 264H74V263H73ZM80 264H82V262H81ZM85 264H86V263H85Z\"/></svg>",
  "mask_w": 264,
  "mask_h": 264
}]
</instances>
